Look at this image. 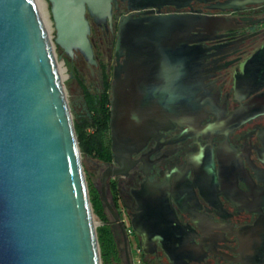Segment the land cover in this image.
Here are the masks:
<instances>
[{
    "label": "flooded vegetation",
    "instance_id": "af4514ba",
    "mask_svg": "<svg viewBox=\"0 0 264 264\" xmlns=\"http://www.w3.org/2000/svg\"><path fill=\"white\" fill-rule=\"evenodd\" d=\"M224 1L235 0H218ZM216 5L131 10L116 0L111 24L97 26L86 14L94 66L78 53L67 58L59 51L84 62L91 94L107 100L110 158L94 159L86 186L95 192L99 227L108 230L118 264H264V0H250L235 11ZM187 15L229 21L227 30L192 34L202 117L170 122L165 105L157 103L149 111L153 120L139 129L145 132L140 146L114 163L111 84L114 66L124 59H114L117 25L124 18ZM148 73L137 70L136 80L171 83L165 68L142 77ZM119 78L124 79L122 71ZM112 170L118 174L102 185V174Z\"/></svg>",
    "mask_w": 264,
    "mask_h": 264
},
{
    "label": "water",
    "instance_id": "95a60500",
    "mask_svg": "<svg viewBox=\"0 0 264 264\" xmlns=\"http://www.w3.org/2000/svg\"><path fill=\"white\" fill-rule=\"evenodd\" d=\"M113 1L45 0L54 32L51 40L34 0H0V264H101L54 47L67 58L78 53L89 68L94 66L86 14L97 26L111 24ZM124 1L131 10L216 2L222 11H235L250 0ZM228 24L221 17L199 15L124 18L118 23L114 59H124L121 67L114 66L111 84L114 163L140 146L145 132L139 129L153 120L149 111L157 103L165 105L170 122L202 117L192 34L220 32ZM158 67L165 68L170 84L136 80L137 70L148 71L142 76L148 79ZM117 174L103 173L101 184Z\"/></svg>",
    "mask_w": 264,
    "mask_h": 264
},
{
    "label": "trees",
    "instance_id": "16d2710c",
    "mask_svg": "<svg viewBox=\"0 0 264 264\" xmlns=\"http://www.w3.org/2000/svg\"><path fill=\"white\" fill-rule=\"evenodd\" d=\"M84 97L85 116L73 121L79 152L85 158L108 160L110 158L108 140L106 139L108 116L104 107L107 100L103 96L94 94H86ZM87 190L92 212L100 219L99 206L93 194L95 192L90 188ZM96 236L101 264H118L117 249L109 238L108 230L99 227L96 229Z\"/></svg>",
    "mask_w": 264,
    "mask_h": 264
},
{
    "label": "rangeland",
    "instance_id": "374dc122",
    "mask_svg": "<svg viewBox=\"0 0 264 264\" xmlns=\"http://www.w3.org/2000/svg\"><path fill=\"white\" fill-rule=\"evenodd\" d=\"M44 3V10L46 12V19L49 24L48 36L53 40L54 32L51 24V20L48 13V5L45 0H42ZM54 54L56 58L57 65L62 64L64 68L63 75L65 76L62 80V86L66 101L70 110L72 121L83 118L86 112L85 104V95L91 94L93 90V83L90 79V76L85 68L84 62L79 59L77 61H71L66 59L64 56L60 55V52L57 48L54 47ZM90 133V132H89ZM81 157L82 169L84 172V178L87 185V173L92 171L94 159ZM94 223L96 229L101 225L98 218L93 214Z\"/></svg>",
    "mask_w": 264,
    "mask_h": 264
},
{
    "label": "bare ground",
    "instance_id": "6f19581e",
    "mask_svg": "<svg viewBox=\"0 0 264 264\" xmlns=\"http://www.w3.org/2000/svg\"><path fill=\"white\" fill-rule=\"evenodd\" d=\"M35 4H36V7L38 8V11H39V14H40V17L44 23V27L46 29L47 32H49V24H48V21L46 19V12L44 10V3L42 0H34ZM58 66V71H59V75H60V79L61 81L64 79V68L62 67V64H59L57 65Z\"/></svg>",
    "mask_w": 264,
    "mask_h": 264
}]
</instances>
